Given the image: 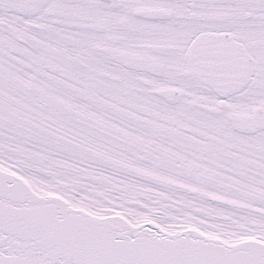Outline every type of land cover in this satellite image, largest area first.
Segmentation results:
<instances>
[{
  "label": "snow or ice",
  "instance_id": "obj_1",
  "mask_svg": "<svg viewBox=\"0 0 264 264\" xmlns=\"http://www.w3.org/2000/svg\"><path fill=\"white\" fill-rule=\"evenodd\" d=\"M0 264H264V0H0Z\"/></svg>",
  "mask_w": 264,
  "mask_h": 264
}]
</instances>
